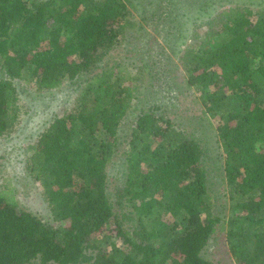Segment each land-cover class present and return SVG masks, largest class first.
Instances as JSON below:
<instances>
[{
	"label": "trees",
	"instance_id": "trees-1",
	"mask_svg": "<svg viewBox=\"0 0 264 264\" xmlns=\"http://www.w3.org/2000/svg\"><path fill=\"white\" fill-rule=\"evenodd\" d=\"M214 2L177 61L161 45L148 66L114 58L143 30L127 0H0V140L23 129L20 88L70 89L18 145L47 216L2 181L0 264H215L216 234L236 264H264V0ZM171 79L197 92L213 145L150 100Z\"/></svg>",
	"mask_w": 264,
	"mask_h": 264
},
{
	"label": "rangeland",
	"instance_id": "rangeland-1",
	"mask_svg": "<svg viewBox=\"0 0 264 264\" xmlns=\"http://www.w3.org/2000/svg\"><path fill=\"white\" fill-rule=\"evenodd\" d=\"M214 1L171 0L167 4L166 0H127L133 15L137 18L139 24L143 26V30L135 35L131 40L132 42L125 43L123 47L116 49L114 58L128 64L136 63L135 65L139 63L142 65V62H144L149 66L153 60V55L162 48L161 45H164L167 48L168 55L171 56L174 62L177 61L178 56L174 53V50L184 48L195 32V25L206 21L219 10L220 4ZM221 1L222 3H228L229 0ZM196 2H198V5H196ZM206 3H208L207 7L202 6ZM200 7L201 9L204 7L202 11ZM169 18L171 20H167ZM162 19L166 20L165 24H171L172 27L164 26L162 28L161 24L164 23ZM196 31L200 32L201 27ZM170 62L172 61H165L168 68ZM175 81V79H171L168 83L174 88L172 91L173 97L167 92L168 90L161 91L159 89L155 90L150 100L158 103L173 101L171 111L175 110L179 120L186 122L203 140L208 141L209 139L213 145L214 136H212V131L207 128L201 117V105L197 100V92L192 88L187 89L188 87L185 86L186 93L181 94L175 90ZM69 92L70 89L65 85L47 91H36L28 84L20 88L21 103H24L27 110L25 116L22 115L24 116L21 123L23 129L12 140H8V138L0 140V186L3 180H11V184L17 186L19 203L41 216H47L48 210L38 185L28 183L24 177V171H22L21 164L18 161L20 151L18 145L25 136L36 133L38 128L42 127L43 121L55 110L57 112L60 108L70 104ZM21 156L24 157V154ZM218 159L219 156H216V159L210 165V168L213 169L212 192L215 196L222 195L224 189V185L220 184L219 179H217L219 168H221ZM14 164H16V168L13 167ZM19 172L21 173L17 175ZM222 198H224L223 195ZM205 255L215 264H236L230 257L231 255L228 253L222 237L218 234L213 237L206 247Z\"/></svg>",
	"mask_w": 264,
	"mask_h": 264
}]
</instances>
